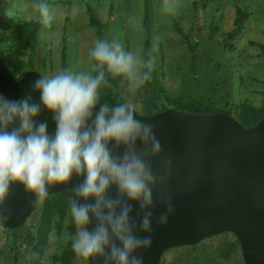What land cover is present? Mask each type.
<instances>
[{
  "label": "clouds",
  "instance_id": "9594fccd",
  "mask_svg": "<svg viewBox=\"0 0 264 264\" xmlns=\"http://www.w3.org/2000/svg\"><path fill=\"white\" fill-rule=\"evenodd\" d=\"M34 7L51 27L54 11L43 0ZM180 8V0H163L168 15ZM88 56L85 69L38 75L19 98L0 93V219H6L13 186H22L36 202L64 186L72 193L71 248L84 264H145L143 253L153 243V193L169 181L172 159L164 158L157 173L153 161L163 148L154 127L138 118L132 104L108 105L100 97L109 77L120 78L129 90L145 86L156 58L126 49L117 38H97ZM42 112L51 116L54 132ZM74 179L79 183L73 185ZM162 203L166 210L158 223L167 225L174 212L171 196L162 195Z\"/></svg>",
  "mask_w": 264,
  "mask_h": 264
},
{
  "label": "rangeland",
  "instance_id": "374dc122",
  "mask_svg": "<svg viewBox=\"0 0 264 264\" xmlns=\"http://www.w3.org/2000/svg\"><path fill=\"white\" fill-rule=\"evenodd\" d=\"M39 0H0V49L8 54L12 43L4 42L10 27L19 20L41 21L34 4ZM54 11L51 27L41 26L35 42L21 59L42 76L67 67L89 66L88 52L97 39L90 23V9L105 25L103 38L119 39L126 49L144 55L143 45L151 39L155 68L150 81L140 89L129 90L115 78L114 97L118 103L132 104L145 112L157 94L166 107L202 102L238 116L244 102L263 106L264 91V0H180L181 8L171 16L162 11L163 0H43ZM247 12L234 40L236 9ZM193 45L190 50L188 44ZM153 44L156 45L153 48ZM225 44L227 49L225 48ZM233 44L234 49L228 46ZM24 73V72H23ZM22 72H17L20 76ZM43 201L26 224L27 230L15 236L0 219V264H29L31 242L36 233ZM53 228L41 264H62L54 260L68 245L75 231L70 211ZM72 264H84L76 256ZM161 264H244L240 244L233 233H224L194 246L172 248Z\"/></svg>",
  "mask_w": 264,
  "mask_h": 264
},
{
  "label": "water",
  "instance_id": "95a60500",
  "mask_svg": "<svg viewBox=\"0 0 264 264\" xmlns=\"http://www.w3.org/2000/svg\"><path fill=\"white\" fill-rule=\"evenodd\" d=\"M38 75V70L30 69L18 76L0 56V93L19 98L31 91ZM136 113L154 127L162 145L163 156L153 161L157 173L164 158L172 159L169 181L153 193V243L143 253L145 264H161L172 248L194 246L224 233L236 236L244 264H264V115L246 126L234 115L220 111L201 113L170 107L149 115L137 109ZM41 119H47L50 132H54L47 112H42ZM55 193L71 201L69 188L54 186L48 196ZM164 194L171 196L174 212L167 225H160L159 216L166 210ZM38 204L22 186H13L1 224L6 229L24 227ZM133 210L136 219L138 206Z\"/></svg>",
  "mask_w": 264,
  "mask_h": 264
},
{
  "label": "trees",
  "instance_id": "16d2710c",
  "mask_svg": "<svg viewBox=\"0 0 264 264\" xmlns=\"http://www.w3.org/2000/svg\"><path fill=\"white\" fill-rule=\"evenodd\" d=\"M92 11V9H90ZM90 11V23L93 26L97 38H103V29L104 24L99 20L95 13ZM236 29L229 33V39L234 40L236 36L240 33L241 28L246 21L248 15L247 12L244 11L243 8L237 7L236 9ZM43 24L41 21H23L19 20L10 27V35L5 37L4 42L12 43L9 53L3 54L0 49V56L5 60L11 71L16 74L17 72H25L30 69H35L33 66H28L22 59L21 56L24 54L25 49L31 46L35 40L37 39L38 32ZM190 50H193V45L187 43ZM227 44H225V48ZM230 49H234L233 44L229 45ZM264 53V45H260ZM151 39L147 38L143 45L144 55L151 52ZM67 57L65 52L63 51V68L67 67ZM110 84L108 86H102L101 88V97L100 102L105 103L108 105H112L117 102V99L114 97V85L115 81L113 78L109 77ZM158 96L161 97L160 94H157L156 97L153 98V103L148 105V109L143 112V114H153L168 107L162 105L159 102ZM170 108V107H169ZM174 108H178L181 110L189 111V112H216L220 111L213 107H209L202 102H189L185 105L175 106ZM238 116L237 118L246 126H251L257 123L261 117L264 115V91H263V106L256 107L247 102L241 103L238 107ZM224 112V111H220ZM229 113L230 112H225ZM71 201L62 193H55L51 196H48L44 201L41 209V213L39 215L38 224L36 227V233L30 234L31 236L28 237L29 241L31 242V249L30 254L31 258L29 264H41L43 255L45 253L46 247L48 245L50 234L55 227H60L61 223H57V218L60 221L68 214L70 211ZM3 226V225H2ZM15 236L19 233H24L27 230L26 225L19 229H7ZM77 255L71 248V239L68 245L64 248L60 255H54V260L59 261L62 264H72L73 259Z\"/></svg>",
  "mask_w": 264,
  "mask_h": 264
}]
</instances>
